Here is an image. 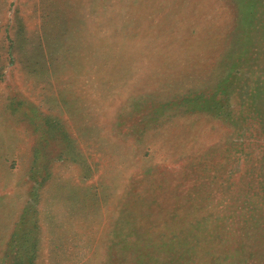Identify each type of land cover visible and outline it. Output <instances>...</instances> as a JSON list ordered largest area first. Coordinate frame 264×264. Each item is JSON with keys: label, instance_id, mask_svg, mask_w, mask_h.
<instances>
[{"label": "rangeland", "instance_id": "374dc122", "mask_svg": "<svg viewBox=\"0 0 264 264\" xmlns=\"http://www.w3.org/2000/svg\"><path fill=\"white\" fill-rule=\"evenodd\" d=\"M0 264H264V0H0Z\"/></svg>", "mask_w": 264, "mask_h": 264}, {"label": "trees", "instance_id": "16d2710c", "mask_svg": "<svg viewBox=\"0 0 264 264\" xmlns=\"http://www.w3.org/2000/svg\"><path fill=\"white\" fill-rule=\"evenodd\" d=\"M192 111V110H191ZM194 111H198V112H201V111H205V112H210V113H214L215 111L214 110H212L211 108H206V106H205V108H202V107H200V108H198V109H194L192 112H194ZM35 227H37V226H35ZM37 229V228H36ZM23 235V234H22ZM21 235V236H22ZM36 236H37V233H36V231H35V233H34V237H35V239H36ZM25 242H26V240H25ZM21 254H24V252L23 253H21Z\"/></svg>", "mask_w": 264, "mask_h": 264}]
</instances>
